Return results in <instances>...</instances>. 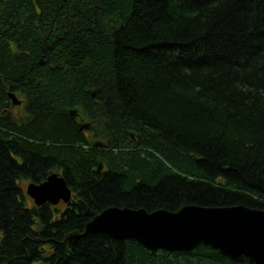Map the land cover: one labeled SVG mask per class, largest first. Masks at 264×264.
Returning <instances> with one entry per match:
<instances>
[{
  "label": "trees",
  "instance_id": "1",
  "mask_svg": "<svg viewBox=\"0 0 264 264\" xmlns=\"http://www.w3.org/2000/svg\"><path fill=\"white\" fill-rule=\"evenodd\" d=\"M53 173L72 199L38 206ZM187 205L264 210V0H0V264H250L65 243L110 207Z\"/></svg>",
  "mask_w": 264,
  "mask_h": 264
},
{
  "label": "water",
  "instance_id": "2",
  "mask_svg": "<svg viewBox=\"0 0 264 264\" xmlns=\"http://www.w3.org/2000/svg\"><path fill=\"white\" fill-rule=\"evenodd\" d=\"M9 95L15 105H21L15 93ZM82 128L88 129L90 124ZM26 192L38 206L69 203L73 194L59 173L51 174L41 184L30 183ZM88 233H102L118 240L134 239L153 251H187L202 244L232 261L264 264V210L245 206L187 205L176 212L110 207L94 217L83 233L68 234L65 243L76 242Z\"/></svg>",
  "mask_w": 264,
  "mask_h": 264
},
{
  "label": "flooded vegetation",
  "instance_id": "3",
  "mask_svg": "<svg viewBox=\"0 0 264 264\" xmlns=\"http://www.w3.org/2000/svg\"><path fill=\"white\" fill-rule=\"evenodd\" d=\"M19 96V98L20 99H22V105L21 106H16V105H14V103H13V108L15 109H20V110H24V100H23V98H22V96H20V95H18ZM76 119H78L81 123H84V124H87V122H84V120L83 119H80L79 117H76ZM86 130H88V129H86ZM89 131H90V128H89Z\"/></svg>",
  "mask_w": 264,
  "mask_h": 264
}]
</instances>
